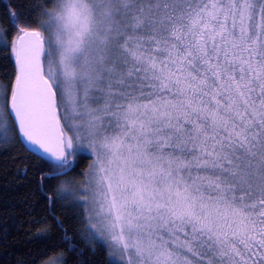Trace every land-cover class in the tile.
Listing matches in <instances>:
<instances>
[{"label":"snow or ice","instance_id":"obj_1","mask_svg":"<svg viewBox=\"0 0 264 264\" xmlns=\"http://www.w3.org/2000/svg\"><path fill=\"white\" fill-rule=\"evenodd\" d=\"M48 4L47 41L11 14L0 143L18 127L52 179L94 156L82 197H57L126 264H264V0ZM52 248L42 264H67Z\"/></svg>","mask_w":264,"mask_h":264},{"label":"trees","instance_id":"obj_2","mask_svg":"<svg viewBox=\"0 0 264 264\" xmlns=\"http://www.w3.org/2000/svg\"><path fill=\"white\" fill-rule=\"evenodd\" d=\"M48 7V0H0V88L9 91L16 76L13 41L19 32L12 27L11 14H18L29 29L48 38L41 27ZM18 137L16 128L7 143H0V264H42L53 254V245L64 253L67 264H121L104 237L100 242L85 238L86 224L93 223L88 219L90 204L69 207V201L57 197L64 189L82 197L78 189L90 179L94 156L73 154L74 171L52 179L49 159L28 149Z\"/></svg>","mask_w":264,"mask_h":264},{"label":"rangeland","instance_id":"obj_3","mask_svg":"<svg viewBox=\"0 0 264 264\" xmlns=\"http://www.w3.org/2000/svg\"><path fill=\"white\" fill-rule=\"evenodd\" d=\"M44 38H45L46 41L48 40L47 36H45ZM5 92H7L8 96L10 97V90L8 91L7 88H0V95L4 94ZM92 96L94 97V99L91 101L92 106L93 107H102L103 103H104V99L101 96V94L99 92H93ZM0 110H2V109H0ZM62 123H63V121H62ZM105 123H107V121H105ZM65 132H66L67 135H69L68 130L66 129V127H65ZM92 222L95 223L96 222L95 219H92ZM104 239H105L106 243L109 245L110 250H111L112 254L114 255V257H116V259H118L119 261H121L124 264H126L127 258L126 257H122L121 254H120V251L114 245L110 244L106 237H104Z\"/></svg>","mask_w":264,"mask_h":264},{"label":"water","instance_id":"obj_4","mask_svg":"<svg viewBox=\"0 0 264 264\" xmlns=\"http://www.w3.org/2000/svg\"><path fill=\"white\" fill-rule=\"evenodd\" d=\"M29 30H32V29H29ZM14 56H15V53H14ZM15 66H16V73H17L16 57H15ZM15 77H16V76H15ZM14 82H15V81H14ZM17 129H18V127H17ZM18 133H19V130H18ZM21 140L23 141V143L26 145V147H27L28 149H30L31 151H33V152L39 154L40 156H42V157H44V158H46V159H49L48 155H47L46 153H44V151H43L42 149H40L39 146H37V145H32V144L26 142L25 140H23L22 138H21Z\"/></svg>","mask_w":264,"mask_h":264}]
</instances>
